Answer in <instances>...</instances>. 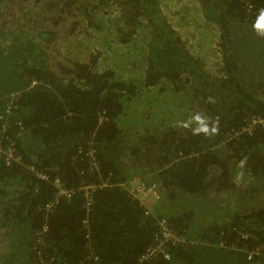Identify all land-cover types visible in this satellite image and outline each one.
<instances>
[{
  "label": "trees",
  "instance_id": "16d2710c",
  "mask_svg": "<svg viewBox=\"0 0 264 264\" xmlns=\"http://www.w3.org/2000/svg\"><path fill=\"white\" fill-rule=\"evenodd\" d=\"M10 1L0 0V145L21 161L0 158V264H92L90 253L100 264H264V126L242 131L264 124V0L180 8L213 33L208 64L163 12L174 0H18L52 16L22 23L1 12ZM43 24L56 30L43 34ZM94 25L109 28L85 41L98 51L56 73L41 47ZM107 35L120 46L139 39L140 62L115 52L123 62L108 63ZM65 44L69 56L81 47ZM138 176L163 196L154 215L129 193ZM80 187L93 188L88 212L81 193L59 194ZM161 221L191 244L140 262Z\"/></svg>",
  "mask_w": 264,
  "mask_h": 264
},
{
  "label": "rangeland",
  "instance_id": "374dc122",
  "mask_svg": "<svg viewBox=\"0 0 264 264\" xmlns=\"http://www.w3.org/2000/svg\"><path fill=\"white\" fill-rule=\"evenodd\" d=\"M172 0H161V3H169ZM197 1V0H174V3H176V6L169 11L168 8H164L163 7V12L165 14H168L170 16H174L176 14L177 19H173L170 22L173 24V26L175 27V23H177V30L178 32L181 34L182 38L184 39V41H186L187 46H189V48L192 50V53L194 55H199L205 58L206 63L208 64L210 62V58L213 60L215 59L213 56L214 52H213V41L211 40V37L213 36V33H210L208 31H206V33H204L201 29L197 28L198 25H200L198 23V21L196 23H193L192 20H190L189 18H187L186 21L181 20V14H180V8H183V10H189L191 12H193L195 10V6L193 5V2ZM14 3L17 2L15 4H10V3ZM20 2L18 0H12L10 2H8L7 4H4L1 7V12L7 14L9 16V18L6 19H16V20H21L20 23L22 22H31V21H35V20H42V19H47L52 17L51 14H40L41 9L44 7H40L38 9H34L33 6L31 5L30 1H27L26 3H28V5L26 6H22L21 4H19ZM178 4V6H177ZM179 7V8H178ZM45 8V7H44ZM34 9V10H33ZM104 11H108V9H105ZM42 13V12H41ZM107 13V12H104ZM186 14H189V12H185ZM188 17V15H186ZM175 18V16H174ZM196 21V20H193ZM202 21V20H200ZM199 21V22H200ZM95 22L98 23V17L95 19ZM180 22V23H179ZM42 29L46 30L47 32H43V34L48 33L49 31H55L56 29L53 28L50 25H45L43 24L41 26ZM64 29H67L69 32L71 29L70 26L68 25L67 27H64ZM109 31V28L105 27L104 30H97L95 28V25L93 26V29H88L86 28V26L84 27H78L77 29H75V32L73 33V35H71L69 37L70 41L65 44L64 42V38H65V31H60L57 34V37L50 39V41H47L46 43L48 45H53L49 48V47H45L42 46L41 48L44 49V51L46 50L48 52V63L51 66V68L58 74L62 73L63 76L66 75V71H68L69 69H71V62L77 61V60H84L88 55H91L90 51H88L87 48L89 49H96L94 46H87V43H85V41L88 40V37L93 39V35L100 33H107ZM143 35H147V32L145 30H143ZM206 36V37H204ZM208 38V39H207ZM103 43H107L109 45L110 48H107L109 50H102V52L100 51L101 55L103 56V58L106 59V61L108 60V63L112 64V62H116V63H122L123 60L120 57H115L113 54L116 52L119 56L127 58V60H131V61H138L140 62V57H142L141 54V50L143 49L145 51V47L142 42L139 41V39L137 41H135L134 43H131L130 45L127 46H120L112 41H110V38L108 37V35L105 37V39H103ZM63 44H65L66 46L70 47V46H78L80 45L81 47H75L73 49H70L72 51V54L69 56L68 52L66 50V48H64L63 50ZM65 46V47H66ZM58 49H60L61 51L57 54L54 53L56 51H58ZM98 51V49H96ZM210 50L211 51V56H209V54L206 52ZM107 51H111L110 55L106 54ZM126 53H129L128 57L124 56L126 55ZM215 55V54H214ZM144 56V55H143ZM59 71V72H57ZM61 75V74H60ZM67 76V75H66ZM161 97V96H160ZM183 109L181 108L180 111H182ZM176 111V110H175ZM176 113V112H175ZM177 117V116H176ZM129 161V160H127ZM132 162V161H131ZM137 168V167H135ZM138 169V168H137ZM137 169H135L134 173L137 171ZM140 176H138L137 178L133 179L137 180ZM132 182V181H131ZM129 182V183H131ZM150 184H153V182H150ZM130 187V185H129ZM229 200V198H224L221 199L219 204L223 205L227 203V201ZM164 203V201H163ZM155 202L153 200V209L154 211L156 210H161L159 208V205H154ZM165 204V203H164ZM171 212L167 211L166 214L170 215ZM179 213V212H177ZM195 213H197V215L201 218L203 217L202 214H199V210L196 211ZM174 214V213H171ZM202 221H204V219H202ZM191 228V227H190ZM197 228H200V231L198 232ZM201 229L202 227L197 226L196 224L194 226H192L191 228V233L193 236L198 237L201 234ZM196 240V239H195ZM196 244V243H195Z\"/></svg>",
  "mask_w": 264,
  "mask_h": 264
},
{
  "label": "built area",
  "instance_id": "2783aa9c",
  "mask_svg": "<svg viewBox=\"0 0 264 264\" xmlns=\"http://www.w3.org/2000/svg\"><path fill=\"white\" fill-rule=\"evenodd\" d=\"M32 84H34V82H32ZM15 99H16L15 94H10L9 98L6 99L5 104L7 106L8 113L14 110L15 107L13 106V101H15ZM256 125L264 126L261 120L252 119L248 123V125L242 129V131L249 132L252 130V127ZM85 155L90 158V163L94 167V169H97L94 151H92L91 147L85 151ZM0 158L3 160V162L7 166L13 165L14 163H19L21 161L20 158L16 156V154L12 150H4L1 145H0ZM81 160H83V158ZM26 168L29 171H33V169L30 167H26ZM55 183H59V181L56 179ZM91 192H93V188L92 190H90L89 187H80L78 190H65L63 188L62 189L60 188L59 194L63 195V197L65 198H70L74 196L76 193H81L82 197H84L83 198V210L88 212L92 204V197H90L89 195ZM129 193L133 197H137L138 195H141V197L152 196L155 201H159L161 198L155 185L144 184V181H141V180L138 182L136 186L129 187ZM148 214H152V211L150 209L145 210V215H148ZM158 225L160 229L157 233L153 235V243L151 244V246L139 258L140 262L150 261L158 257H161L163 260L168 261L171 257L169 252L167 251V247L169 245L171 246L187 245V242L184 237L181 239L178 236L173 234V232L166 225V221H161L158 223ZM245 255H246V259L249 261H251L253 257L256 256V254L254 253L253 254L245 253ZM89 258L92 261V264H100L99 259L96 257L94 253H90Z\"/></svg>",
  "mask_w": 264,
  "mask_h": 264
},
{
  "label": "crops",
  "instance_id": "0c3cea01",
  "mask_svg": "<svg viewBox=\"0 0 264 264\" xmlns=\"http://www.w3.org/2000/svg\"><path fill=\"white\" fill-rule=\"evenodd\" d=\"M144 180V182H146L147 184L150 183V181H148L145 177L141 178L139 177L137 180H134L130 183V186H136L138 184V182L140 180ZM150 185V184H149ZM134 199H136L137 201H139V204L143 207L149 208V209H153V198L151 196H146V197H141V195H138L137 197H134ZM159 205V208L161 206L162 203H156L154 205Z\"/></svg>",
  "mask_w": 264,
  "mask_h": 264
},
{
  "label": "clouds",
  "instance_id": "9594fccd",
  "mask_svg": "<svg viewBox=\"0 0 264 264\" xmlns=\"http://www.w3.org/2000/svg\"><path fill=\"white\" fill-rule=\"evenodd\" d=\"M141 181H144L143 179L141 180ZM145 184H147L146 182H145ZM150 184V183H149ZM149 184H147V185H149ZM151 185V184H150ZM158 192H159V190H158ZM159 194H160V196H161V198H160V200L159 201H155L154 200V202H156V203H162L163 201H162V199H163V196H162V194L159 192ZM152 197V196H151ZM153 198V197H152ZM145 208V210L146 209H149V208H146V207H144ZM151 211H152V215H154V210H152V209H150ZM187 242V241H186ZM191 244V242H187V246H189ZM92 262V261H91Z\"/></svg>",
  "mask_w": 264,
  "mask_h": 264
}]
</instances>
